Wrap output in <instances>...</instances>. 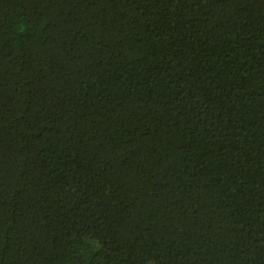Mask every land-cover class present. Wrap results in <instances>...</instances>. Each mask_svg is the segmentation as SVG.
<instances>
[{"label": "trees", "instance_id": "1", "mask_svg": "<svg viewBox=\"0 0 264 264\" xmlns=\"http://www.w3.org/2000/svg\"><path fill=\"white\" fill-rule=\"evenodd\" d=\"M0 264H264V0H0Z\"/></svg>", "mask_w": 264, "mask_h": 264}]
</instances>
